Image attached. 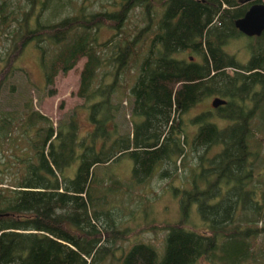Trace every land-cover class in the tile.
<instances>
[{
	"label": "trees",
	"instance_id": "obj_1",
	"mask_svg": "<svg viewBox=\"0 0 264 264\" xmlns=\"http://www.w3.org/2000/svg\"><path fill=\"white\" fill-rule=\"evenodd\" d=\"M257 1L263 0H0V92L30 41L47 83L84 57L76 94L90 123L83 128L71 113L54 125L30 100L23 111L0 110V264H94L111 254L99 231L111 212V164L131 157L140 182L162 163L175 165L187 142L182 114L210 95L226 99L215 110L227 123L196 114L189 142L194 150L221 146L210 163L216 177L208 179L204 168L198 177L208 188L198 180L192 189L178 188L182 214L164 225L161 257L154 244L140 241L123 251L121 264H194L202 255L212 264H264V245L255 248L264 232V189L252 182L248 164L251 120L264 103V30L248 36L235 26ZM104 27L116 31L100 39ZM243 36L245 62L225 48ZM128 84L131 128L122 130L121 98L115 99ZM12 148L21 150L16 164ZM194 202L209 234L185 226ZM110 229L113 237L120 232L115 224Z\"/></svg>",
	"mask_w": 264,
	"mask_h": 264
},
{
	"label": "rangeland",
	"instance_id": "obj_2",
	"mask_svg": "<svg viewBox=\"0 0 264 264\" xmlns=\"http://www.w3.org/2000/svg\"><path fill=\"white\" fill-rule=\"evenodd\" d=\"M145 22L144 20L139 21L140 24ZM103 30L105 33L100 35V39H106L116 31L114 28L106 27ZM247 41L248 37L246 36L235 38L230 40L225 48L227 51L234 53L239 61L245 62L249 57ZM187 54H190L194 59L197 58L192 52H186L185 55ZM84 59L83 57L65 73L58 72L54 78V83H47L41 63L40 50L34 41H30L17 60L18 68L15 69L12 77L1 89L0 110L15 108L23 111L26 109L24 102L30 100L32 107L48 115L54 125L57 124L60 118L74 113L80 126L83 128L89 127L87 109L82 105L83 97L76 94L79 85V70ZM124 78L128 79L129 77ZM127 79L123 81L124 84ZM125 87L126 93L115 99L121 98L122 110L119 111L117 117L122 130L131 128L130 99L132 97H129L130 94L127 95L129 84ZM214 96L216 95L205 97L182 114V125L187 134V142L185 143L184 154L176 158L175 165L173 163H162L157 166L152 175L145 181L140 182L132 177L133 159L131 157H123L111 164V173L113 171V174L110 177V182L113 185L111 190L114 191H111L108 195L110 201L106 204L111 212L108 215L110 216L109 219L105 217L101 219L102 224L99 231L102 232V244L105 243L110 246L112 252L94 264H121L123 251L128 250L132 244L140 241H148L154 244L158 250V256L161 257L168 233V228H165L164 225L176 222L182 214L179 204L181 190L178 188L188 189L191 187L192 189L195 180L199 181L196 182L197 184H201L203 187L207 185L208 188L205 180H199L198 174L201 173L202 169L199 168V165L202 162L204 166H209L211 159L220 150L221 146L210 145L204 147L202 145L194 150L189 141L198 129V123L193 119L196 114L207 111L210 115L208 117L210 121L216 122L219 126L227 123L226 119L218 115L215 110L217 107H213L211 104ZM251 123L253 127V137L251 139L253 161L248 164H252V169H254L252 182L261 193V189H264V103L256 108ZM11 152L13 153V155L11 154V161L16 164V153H21V150L12 148ZM165 166L167 167V173L164 174L162 168ZM14 167L18 170L17 166ZM194 167H197V169ZM99 169L101 171L103 168L97 167V170ZM209 171H206L205 174H208ZM211 175L213 174L210 173ZM193 177H197V179H193ZM118 185L119 189L117 190ZM224 188L226 186H223L222 189L224 190ZM215 190V187H212L211 191ZM240 207L241 203L237 206V210L239 209L238 214L243 212ZM249 214H252L251 210H249ZM207 222L203 221L197 203L194 202L185 217V226L209 234L211 226ZM257 223L258 225L263 224L261 220H258ZM113 224L120 231L116 233L115 237L111 235L113 229H110V227L113 228ZM103 225L108 230H104ZM222 239L224 241V238L220 240ZM229 242L225 241V245L227 246ZM263 245L264 232L258 235L255 248L259 247L258 249H261ZM89 260L90 258H88ZM228 263L229 261L223 264ZM253 263L255 262L247 261L245 264ZM194 264H212V262L210 258L202 255L197 258Z\"/></svg>",
	"mask_w": 264,
	"mask_h": 264
},
{
	"label": "water",
	"instance_id": "obj_3",
	"mask_svg": "<svg viewBox=\"0 0 264 264\" xmlns=\"http://www.w3.org/2000/svg\"><path fill=\"white\" fill-rule=\"evenodd\" d=\"M235 26L248 36L259 35L264 30V0L253 2L244 14L235 19ZM226 102L221 96H214L212 106L216 107Z\"/></svg>",
	"mask_w": 264,
	"mask_h": 264
},
{
	"label": "flooded vegetation",
	"instance_id": "obj_4",
	"mask_svg": "<svg viewBox=\"0 0 264 264\" xmlns=\"http://www.w3.org/2000/svg\"><path fill=\"white\" fill-rule=\"evenodd\" d=\"M219 106H220V105H219ZM213 107H214V106H213ZM216 107L218 108V106H216ZM210 163H211V162H210ZM210 163H209V166L206 167V166H204V164L201 162L200 165H199V168H200V167H201L202 169L205 168L206 171H209V169H210ZM211 172H212V171H211V169H210V171H209L208 173H211ZM212 177H216V175H215V174H213V175H211V176H210V175H207V178H208V179H210V178H212ZM193 179H195V177H193Z\"/></svg>",
	"mask_w": 264,
	"mask_h": 264
}]
</instances>
